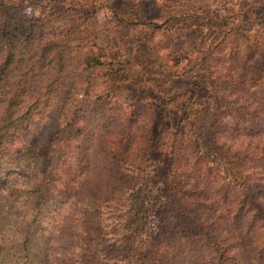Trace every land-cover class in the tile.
<instances>
[{"label":"rangeland","instance_id":"rangeland-1","mask_svg":"<svg viewBox=\"0 0 264 264\" xmlns=\"http://www.w3.org/2000/svg\"><path fill=\"white\" fill-rule=\"evenodd\" d=\"M22 14L29 19L40 18L41 43L55 34L54 25L62 24L65 29L74 26L78 31L71 38L65 30L67 39L72 40L65 45L78 50L76 56L67 53L66 75L70 78L63 83L61 74L50 63L43 66L45 74L36 76L32 69L27 74L36 80L34 91H38L37 82L47 76L53 86L56 79L60 80L63 96L68 102L74 100L79 104L76 111L86 121L85 130L95 127L94 134H87L92 139H88L91 157L86 169L75 174L64 165L54 175L58 180L52 185L60 193L57 195L54 190L46 198L42 221L37 224L40 233L37 252L43 244L48 246L47 239L56 236L60 229L65 233L77 231L78 225L84 223L82 219L91 226L88 206L93 204L87 195L94 198L95 187L111 168L105 156L99 154L101 124L108 117L131 122L135 131L134 149L142 161L121 180L110 201L100 204L99 235L82 250L87 253L86 249H93L99 264H122L130 246L129 234L134 233L131 228L151 234L152 212L162 202L163 186L172 171L185 172L188 184L198 182L203 188L206 183V194L228 185L225 192L230 195L245 179L251 184L257 178L254 161L240 147L243 138L255 139L242 136L238 128L244 123L230 114L214 116L211 126L203 123L193 157L200 158L203 153L206 157L195 160V164L189 161L188 167L176 170L172 152L179 142L176 133L181 131L182 138H187L196 127L193 117L202 103L218 106L224 100L233 101L236 95L252 102L261 100L250 93V85L244 82L264 91V0H35ZM89 46L94 57L90 70L95 72L91 77L81 70L80 64V53ZM62 48L56 42L47 46L46 59L51 53L54 60L55 52L58 54ZM46 59L36 64L42 66ZM208 60L213 64L207 65ZM24 79L20 77L19 81ZM24 84L21 82L19 86L23 88ZM45 97L44 93L35 97L39 99L38 107L30 112L31 121L25 120L21 138L33 145L39 144L45 135L44 119L36 114L42 110ZM183 146L179 147L182 151ZM93 155L95 163L91 164ZM4 167L8 168L1 172L4 180L0 186V245L1 251L9 256L0 252V264H21L23 258L18 262L13 256V242L23 227L37 178L33 169L23 166V158ZM137 172L141 175L136 176ZM65 179L67 186L75 182L74 189H65ZM139 184L155 187L147 203L150 223L144 226L138 202L142 193L136 189ZM119 189L125 193L117 196ZM78 190L81 193L74 195ZM91 212L94 213L93 209ZM77 243L73 248L75 254L79 249ZM70 247L71 241L67 250ZM132 249L130 256L134 254ZM180 257L176 258L177 263Z\"/></svg>","mask_w":264,"mask_h":264},{"label":"trees","instance_id":"trees-1","mask_svg":"<svg viewBox=\"0 0 264 264\" xmlns=\"http://www.w3.org/2000/svg\"><path fill=\"white\" fill-rule=\"evenodd\" d=\"M33 1L35 0H0V186L4 180L2 170L10 167L4 166L14 161L16 164L20 158H23V166L33 169L37 178L27 203L28 211L24 216L23 227L13 242V256L18 262L23 258L21 264H99L93 249H86L87 253L82 250L92 245L99 235L100 204L110 201L111 194L121 180L129 176L130 170L136 167L138 161H142L141 155L138 156L134 149L135 131L132 130L130 121L109 117L102 120L99 154L105 156V161L111 168L106 171L103 182L95 187L94 198L91 194L87 195L89 203L93 204L88 206L91 226L86 219H82L84 223L78 225L77 231L73 229L70 233H65L60 229L54 237H51L50 232L51 238L47 239L49 245L43 244L41 251L37 252L36 244L40 238L37 224L42 221L46 198L56 189L52 185V182L58 180L54 175L64 165L74 172L86 169L90 161L88 158L91 157L88 144L92 139L87 134H94L95 127L85 130L86 121L76 111L79 104L74 100L68 102L63 96V83L70 78L66 75L69 66L67 53H74L76 56L78 52L67 48L66 41L72 40L67 39L66 35L72 38L78 31L74 26L65 29L62 24L61 27L54 25L55 34L41 43L38 39L40 18L29 19L22 14L23 9L33 4ZM55 42L63 45L62 50L58 54L55 52L54 60L51 53L46 59L45 48ZM80 57L81 70L91 77L95 73L90 70L94 59L92 48H86L80 53ZM42 58L46 59L45 63L42 66L36 64ZM48 63L54 65L57 74H61L63 83L56 79L53 86L47 78L50 76H47L37 82L38 91H34L36 80L27 73L32 69L36 76H40L44 73L43 66L48 67ZM205 63L213 64L209 60ZM85 74H81V77ZM20 77L25 79L19 81ZM21 82H25L23 88L19 86ZM244 83L250 85V93L261 100L252 102L236 95L233 101L224 100L218 106L211 102L202 103L195 111L193 125L196 127L190 136L182 138L183 132L176 133L175 139L179 142L172 152V160L177 170L179 167H188L189 161L195 164V160L206 157V153L201 154L200 158L193 157L200 129L203 123L213 125L214 120L211 118L214 116L216 118V115L226 113L244 123L238 128L242 131V136L255 139L249 141L243 138L240 147L254 161L257 178L251 184L245 179L240 188L231 190L230 195L225 192L228 185L217 192L206 194V183L203 188L198 182L188 184L185 172L172 171L168 182L163 186L162 202L153 209V221L149 227L151 234L142 233L136 228L130 229L134 233L129 234L131 242L128 241V254L122 260L125 264H264V91L257 85L258 88H255L254 84ZM43 93L46 95L41 105L43 111L37 110L36 114L44 119L45 135L39 144L33 145L25 142L21 136L26 127L25 120L31 121L30 112L38 107L39 99L35 97ZM76 94L77 92L73 93V96ZM223 94L222 97L225 98V91ZM45 107L48 109L44 110ZM114 143H117L115 147ZM180 143L184 145V152L179 149ZM249 149L252 151L249 152ZM12 154L15 156H11ZM208 158L213 160L210 156ZM94 163L93 155L91 164ZM135 175H141V172ZM65 180V189H74L72 186L75 182L71 181L67 186L68 179ZM136 189L142 193L138 202L144 226L150 223L151 213L147 203L155 187L139 184ZM55 191L59 195L60 190ZM79 193L80 190L74 195ZM124 193L119 189L116 195ZM92 209L94 213L91 212ZM84 214L87 215L86 210ZM70 241L71 247L67 250ZM76 243L79 246L77 252H82L75 254L73 248ZM30 247L32 251L28 250ZM1 249L0 245V252L9 256ZM131 249L134 254L130 256ZM178 256H181L179 263L176 262ZM123 262L121 263L124 264Z\"/></svg>","mask_w":264,"mask_h":264}]
</instances>
